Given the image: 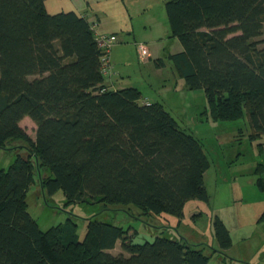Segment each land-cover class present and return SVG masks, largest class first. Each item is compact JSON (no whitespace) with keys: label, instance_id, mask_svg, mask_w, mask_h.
<instances>
[{"label":"trees","instance_id":"16d2710c","mask_svg":"<svg viewBox=\"0 0 264 264\" xmlns=\"http://www.w3.org/2000/svg\"><path fill=\"white\" fill-rule=\"evenodd\" d=\"M165 7L183 46L169 58L187 88L204 90L215 121L247 114L251 138L264 136V0H168ZM102 34L116 37L86 14H50L46 0H0V149L18 142L27 151L0 168V264H211L185 238L135 243L130 228L93 216L80 239L72 219L42 230L28 211L34 174L48 169L41 177L48 194L61 189L68 202L103 210L133 205L140 216L181 218L189 201L210 202L201 140L163 102L142 104L137 87L108 85L116 73ZM26 117L37 125L35 139L20 125ZM255 174L264 192V162ZM213 232L216 252L250 264L228 256L233 238L218 216ZM118 242L122 251L111 253Z\"/></svg>","mask_w":264,"mask_h":264},{"label":"rangeland","instance_id":"374dc122","mask_svg":"<svg viewBox=\"0 0 264 264\" xmlns=\"http://www.w3.org/2000/svg\"><path fill=\"white\" fill-rule=\"evenodd\" d=\"M168 0H46L50 14L76 11L84 13L91 22L99 23L100 31L116 35L111 47V62L115 75L106 82L118 79L124 87H137L143 98L163 102L181 128L199 138L210 160L205 173V185L210 202L189 201L184 216L151 214L140 216L133 205L103 210L101 204L68 202L59 189L50 195L41 187V177L51 171L34 174V183L27 195L28 211L42 230L66 223L77 224V234L83 239L88 218L130 228L135 243L153 241L157 236L170 239L185 238L210 256L211 264L233 263L231 258L216 252L219 245L213 232V220L222 218L230 229L233 247L227 251L234 259L250 264H264V192L256 186L255 171L264 162L260 143L264 136L252 139V128L247 114L235 121H215L208 114L207 97L203 89L189 90L184 78L178 75L171 53L183 49L171 35L165 4ZM147 46L150 56L141 59L138 45ZM165 65L158 67L156 60ZM141 99V102H142ZM21 127L36 138L37 125L29 117ZM12 143L0 149V168H8L18 154L26 149ZM113 254L122 251L121 242ZM127 254V253H125Z\"/></svg>","mask_w":264,"mask_h":264},{"label":"built area","instance_id":"2783aa9c","mask_svg":"<svg viewBox=\"0 0 264 264\" xmlns=\"http://www.w3.org/2000/svg\"><path fill=\"white\" fill-rule=\"evenodd\" d=\"M99 37H100L99 38L100 46L102 48H105V51L107 53H109V50H110L112 44L114 43V41L116 40V37L113 35L109 36V35H105V34H102ZM138 52H139V56L141 59H145V58L149 57V55H150V52H149L147 46L144 44L138 45ZM103 63H104L103 64V70L104 71L106 70V72L107 71L109 72V57H107V56L103 57Z\"/></svg>","mask_w":264,"mask_h":264},{"label":"crops","instance_id":"0c3cea01","mask_svg":"<svg viewBox=\"0 0 264 264\" xmlns=\"http://www.w3.org/2000/svg\"><path fill=\"white\" fill-rule=\"evenodd\" d=\"M84 14V13H83ZM108 85H110L111 86V88H113V89H120V88H125L122 84H120V81L118 80V79H116V80H114V79H112V80H110V81H108ZM140 102H141V100H140ZM152 102H155V101H153V100H150L149 98H143L142 99V104H146V103H152ZM232 247H233V244H232ZM231 247V248H232ZM230 248V249H231ZM229 249V250H230ZM229 250H227V251H229ZM226 251V252H227ZM230 256V255H229ZM231 257V256H230ZM233 258V257H232Z\"/></svg>","mask_w":264,"mask_h":264},{"label":"clouds","instance_id":"9594fccd","mask_svg":"<svg viewBox=\"0 0 264 264\" xmlns=\"http://www.w3.org/2000/svg\"><path fill=\"white\" fill-rule=\"evenodd\" d=\"M150 56V55H149ZM148 58V57H147Z\"/></svg>","mask_w":264,"mask_h":264}]
</instances>
